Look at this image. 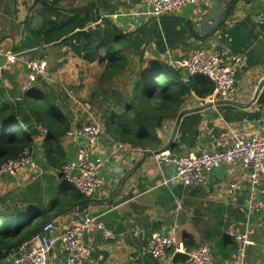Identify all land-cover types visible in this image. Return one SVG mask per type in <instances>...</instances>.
Returning <instances> with one entry per match:
<instances>
[{
    "label": "crops",
    "instance_id": "crops-1",
    "mask_svg": "<svg viewBox=\"0 0 264 264\" xmlns=\"http://www.w3.org/2000/svg\"><path fill=\"white\" fill-rule=\"evenodd\" d=\"M32 1L0 0V43L20 57L8 64L0 56V92L21 99L25 62L42 58L46 74L32 87L48 97L37 95L29 104L41 109L53 103L69 124L52 163L43 145L46 126L31 116L28 124L38 132L31 147L34 166L0 176L1 220L9 217L15 228L22 226L14 241L24 232L34 235L47 222H52L49 235H54L91 215L114 238L105 240L92 226L85 235L89 255L78 264H163L151 255L147 241L154 232L172 228L188 248L206 244L212 264H264V213L249 209L261 199L264 175L253 178L249 168L233 161L183 185L171 179L173 163L158 162L150 154L164 147L174 156L200 153L227 146L235 137L264 135V0H197L160 16L148 14L150 6L139 0H85L71 6L59 0L65 8L92 6L88 12L93 19L85 29L93 30L103 43L93 61L32 36L23 22L33 15ZM36 22L31 19L32 25ZM194 49L216 55L222 63H231L232 56L240 58L233 63L234 87L224 98L209 102L213 88L199 94L185 81L178 63ZM166 65L180 67L189 91L161 106L148 102L152 110L141 125L139 113L127 106L141 104L152 70ZM65 89H72L71 97ZM91 117L103 126L95 143L68 133ZM154 119L156 125L151 123ZM81 146L103 160L101 184L84 202L77 201V190L60 173L62 163ZM229 227L251 241L242 256L226 233ZM16 248L1 245L0 264H10ZM48 264H64L58 246L49 252Z\"/></svg>",
    "mask_w": 264,
    "mask_h": 264
},
{
    "label": "built area",
    "instance_id": "built-area-1",
    "mask_svg": "<svg viewBox=\"0 0 264 264\" xmlns=\"http://www.w3.org/2000/svg\"><path fill=\"white\" fill-rule=\"evenodd\" d=\"M132 1V0H126ZM150 6L148 14L160 16L164 13H172L180 10L187 4L197 0H139ZM2 27L0 25V32ZM0 56L6 63L14 64L20 60L17 52L4 47L0 43ZM240 61L239 57L232 56L231 63H222L216 55H207L202 49H194L189 55L180 61L178 66L185 71V81L190 77L202 75L213 85L212 93L207 97L209 102H215L224 98L234 87L235 69L233 63ZM27 73L21 80V90L32 88L38 76H45L46 61L42 58L29 59L25 62ZM68 96H72V89H65ZM103 131L99 118L91 117L89 121L69 130V134L83 138L86 143H95ZM156 161H169L173 163L174 173L171 179L179 181L183 185H192L198 182L204 175L219 168L222 163L240 161L242 166L249 168L253 178L264 175V135L255 134L249 138L235 137L227 146L217 150L193 151L179 155H172L169 148L164 147L150 152ZM35 164L30 148H24L17 157L9 158L0 165V176H14L23 167H32ZM103 160L93 158L86 147H79L73 157L67 158L60 167V173L64 180L71 184L77 191L86 197H91L101 184L100 169ZM235 188V183L230 185V191ZM261 199L252 203L250 212L264 213V183L260 189ZM77 214V211H76ZM95 226L102 233L103 238L112 239L114 234L104 226L101 221H95V217L85 215L81 221L61 230L58 234H45L53 227L52 222L45 223L40 230L29 239L20 243L14 250L10 264H48V255L52 248L58 245L63 254L64 264H78L89 255V249L85 244V235ZM226 233L233 238L236 244L238 256L244 255L246 245L251 241L244 233H239L229 227ZM151 255L163 264H170L175 253L187 255V264H212L213 257L206 244H200L188 248L178 239L172 228L166 233L154 232L147 241Z\"/></svg>",
    "mask_w": 264,
    "mask_h": 264
},
{
    "label": "trees",
    "instance_id": "trees-1",
    "mask_svg": "<svg viewBox=\"0 0 264 264\" xmlns=\"http://www.w3.org/2000/svg\"><path fill=\"white\" fill-rule=\"evenodd\" d=\"M91 7L89 4L88 6L65 8L60 5L59 0H33L30 6L33 15L25 16L23 22L24 25L27 24L29 33L38 41L44 44L59 43L69 47L73 53L85 60L93 61L99 50L103 48V43L97 41L85 29L93 19L88 12ZM32 18L37 20L34 25L31 24ZM151 75L153 78L146 89L141 104L135 105L133 102L127 106L129 110L139 113L141 125L149 118L147 113L149 109L152 110V105H149L148 102L161 106L170 103L172 97H182L185 92L189 91L184 80L180 77V67L160 66L152 70ZM159 75H162V85L158 78ZM188 83L194 84L196 92L199 94L213 88L212 83L202 75L190 77ZM37 95H42L43 99L48 97L33 87L23 91L21 99L7 98L0 92V165L9 158L17 157L24 148L32 147L34 136L38 132L33 129V125L28 124L31 116L37 123L46 126L43 145L48 151L50 161L54 163L58 159L59 138L68 130L69 121L55 108L53 103L51 107L33 108L29 103L34 102ZM43 103L46 105L45 101ZM45 118L48 119V122H45ZM75 194L78 202L85 201L86 196L82 193L77 191ZM13 223L14 220L9 217L0 220V246L18 247L21 242L31 237L29 233L24 232L14 241L13 238L19 235L22 226L19 224L13 229Z\"/></svg>",
    "mask_w": 264,
    "mask_h": 264
},
{
    "label": "water",
    "instance_id": "water-1",
    "mask_svg": "<svg viewBox=\"0 0 264 264\" xmlns=\"http://www.w3.org/2000/svg\"><path fill=\"white\" fill-rule=\"evenodd\" d=\"M263 82H264V80H263ZM258 90H259V89H258ZM183 113H185V111H182V112L179 113V115H178V119L180 118V116H181ZM151 123L154 124V125H156V124H157V119L152 120ZM30 150H32V148H30ZM48 233H49L48 231L45 232V234H48ZM186 259H187V255H186V254L175 253V254L173 255L172 262H173V263H176L177 261L185 262Z\"/></svg>",
    "mask_w": 264,
    "mask_h": 264
},
{
    "label": "rangeland",
    "instance_id": "rangeland-1",
    "mask_svg": "<svg viewBox=\"0 0 264 264\" xmlns=\"http://www.w3.org/2000/svg\"><path fill=\"white\" fill-rule=\"evenodd\" d=\"M79 1H85V0H78V1H76V0H62V2L65 3L68 6H71V5H73V4H75V3L79 2ZM90 33L96 38V35L94 34L93 30H90ZM98 34L101 35V36H103L104 35V32L100 30L98 32ZM161 79H160V84L162 85L163 83H162V80ZM1 219H2V217H0V220ZM12 225L14 226V229H15V221H14V223ZM56 246H58V245H56Z\"/></svg>",
    "mask_w": 264,
    "mask_h": 264
}]
</instances>
